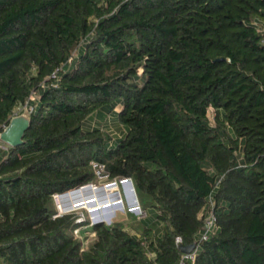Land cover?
Instances as JSON below:
<instances>
[{"label": "trees", "instance_id": "16d2710c", "mask_svg": "<svg viewBox=\"0 0 264 264\" xmlns=\"http://www.w3.org/2000/svg\"><path fill=\"white\" fill-rule=\"evenodd\" d=\"M262 38L264 0H0V131L31 108L0 157V264H179L177 237L185 264H264ZM93 162L146 215L83 248L53 195Z\"/></svg>", "mask_w": 264, "mask_h": 264}, {"label": "rangeland", "instance_id": "374dc122", "mask_svg": "<svg viewBox=\"0 0 264 264\" xmlns=\"http://www.w3.org/2000/svg\"><path fill=\"white\" fill-rule=\"evenodd\" d=\"M35 95L32 96V98ZM30 107L27 105H22L16 108L15 112L20 113H29ZM207 115L210 119L211 124H214L213 119V108L209 107ZM115 112L112 113L111 118L115 117ZM108 127L110 130L114 131L115 124L113 123L112 119H107ZM0 140V145L2 144ZM4 149H0V157L3 156L2 152ZM239 156L241 157V150L238 151ZM94 187H103L106 188H115L118 192V197L113 202L106 204V205H99L95 199L87 200L85 203H78L75 205L74 208H71L66 211H62L59 208L57 194H54V202L56 207V213H68L74 212L77 214L76 222L78 223L77 227H75L72 231L74 237L81 240L82 247L86 248L88 244L95 238V233L92 230V224L95 214H99L100 217L106 218V216L111 215V222L113 221H123L125 229L130 230L132 233H139L140 224L139 219L146 215V210L140 207L139 203H135L133 201V196L131 195V188L129 187L128 183L123 178H114L110 179L107 177V174L104 170H100V175L96 174V179L93 182L89 183ZM76 189V188H74ZM69 191V190H68ZM138 207V211L135 208ZM155 211L154 208L149 210L150 213ZM110 222V223H111ZM106 223L105 224H110Z\"/></svg>", "mask_w": 264, "mask_h": 264}, {"label": "water", "instance_id": "95a60500", "mask_svg": "<svg viewBox=\"0 0 264 264\" xmlns=\"http://www.w3.org/2000/svg\"><path fill=\"white\" fill-rule=\"evenodd\" d=\"M30 126V113H20L15 114L11 117L6 127L3 128L2 131H0V140L4 142L7 146L14 147L19 145L22 142V137L24 134V131L28 129L27 127ZM124 181H126L129 185V187L133 188V191L131 192V195L133 196V201L135 203L138 202L135 190L132 184V180L130 178H123ZM63 193H66L63 192ZM60 193V194H63ZM136 211H138V207L135 208ZM110 223L111 222V215L106 216V218L100 217L99 214H95L93 219V224L98 223ZM196 243L192 242L190 244H179V250L183 253H190L195 248Z\"/></svg>", "mask_w": 264, "mask_h": 264}, {"label": "bare ground", "instance_id": "6f19581e", "mask_svg": "<svg viewBox=\"0 0 264 264\" xmlns=\"http://www.w3.org/2000/svg\"><path fill=\"white\" fill-rule=\"evenodd\" d=\"M125 182V181H124ZM131 188V192L133 188ZM59 208L62 211L74 208L78 203H85L87 200L95 199L99 205H106L113 202L118 197V192L115 188L94 187L93 185L85 184L76 189L67 191L63 194H57ZM135 201V200H134Z\"/></svg>", "mask_w": 264, "mask_h": 264}, {"label": "built area", "instance_id": "2783aa9c", "mask_svg": "<svg viewBox=\"0 0 264 264\" xmlns=\"http://www.w3.org/2000/svg\"><path fill=\"white\" fill-rule=\"evenodd\" d=\"M261 41L264 42V38H262ZM15 114H16V112H15ZM92 165L94 167L95 173L98 174V175H100V170H104L103 164H100V163H97V162H93ZM214 229H215V218H214V215L212 213H209V215H207L205 217L204 232L202 233L201 238L205 239L210 232L214 231ZM194 242L196 243V245H195V248L193 249L192 252H190V253L181 252L180 259H179V264H185V262L187 260L193 261L195 259L196 249L198 247V244H197L196 241H194ZM176 244H177V246H179V244H181V240H180L179 237L176 238ZM154 255H155L154 253L150 254V256H152V257Z\"/></svg>", "mask_w": 264, "mask_h": 264}, {"label": "crops", "instance_id": "0c3cea01", "mask_svg": "<svg viewBox=\"0 0 264 264\" xmlns=\"http://www.w3.org/2000/svg\"><path fill=\"white\" fill-rule=\"evenodd\" d=\"M2 144H4V143H2ZM0 149L2 150V149H6V146L5 145H0Z\"/></svg>", "mask_w": 264, "mask_h": 264}]
</instances>
